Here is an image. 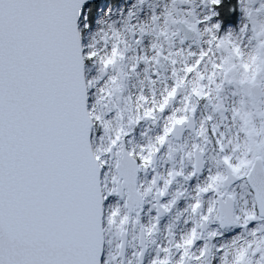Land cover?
I'll use <instances>...</instances> for the list:
<instances>
[{
  "label": "snow or ice",
  "instance_id": "obj_1",
  "mask_svg": "<svg viewBox=\"0 0 264 264\" xmlns=\"http://www.w3.org/2000/svg\"><path fill=\"white\" fill-rule=\"evenodd\" d=\"M0 264H264V0H0Z\"/></svg>",
  "mask_w": 264,
  "mask_h": 264
},
{
  "label": "trees",
  "instance_id": "obj_2",
  "mask_svg": "<svg viewBox=\"0 0 264 264\" xmlns=\"http://www.w3.org/2000/svg\"><path fill=\"white\" fill-rule=\"evenodd\" d=\"M235 20H236L235 15L227 16V17H225L224 23L233 25L235 23Z\"/></svg>",
  "mask_w": 264,
  "mask_h": 264
},
{
  "label": "rangeland",
  "instance_id": "obj_3",
  "mask_svg": "<svg viewBox=\"0 0 264 264\" xmlns=\"http://www.w3.org/2000/svg\"><path fill=\"white\" fill-rule=\"evenodd\" d=\"M235 24V23H234ZM234 24H225L227 27H234Z\"/></svg>",
  "mask_w": 264,
  "mask_h": 264
}]
</instances>
